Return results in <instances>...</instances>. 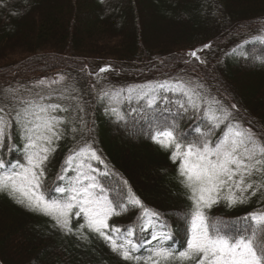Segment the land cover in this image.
<instances>
[{"label": "snow or ice", "instance_id": "1", "mask_svg": "<svg viewBox=\"0 0 264 264\" xmlns=\"http://www.w3.org/2000/svg\"><path fill=\"white\" fill-rule=\"evenodd\" d=\"M0 5L8 6L4 0ZM248 44L264 49V26L233 54L240 50L246 59ZM211 48L204 44L187 53L184 63L195 59L205 64L199 53ZM252 59L264 65V56ZM110 68H99L97 83ZM67 80L59 74L30 86L0 89V195L48 218L53 231L64 237L102 241L124 264H264V211L235 224L208 214L215 205L235 207L264 194V131L257 133L236 103L181 76L140 86L109 84L96 93L110 120L126 130L129 124H141V134L177 166L176 179L190 203L176 217L175 231L182 230L184 236L176 247L173 224L165 214L144 205L127 180L114 179L118 174L94 146L95 121L89 127L81 115L85 106L73 94L78 89ZM184 120L193 121L186 131ZM69 132L75 143L48 180V165ZM133 211L137 215L132 224L110 223Z\"/></svg>", "mask_w": 264, "mask_h": 264}, {"label": "trees", "instance_id": "2", "mask_svg": "<svg viewBox=\"0 0 264 264\" xmlns=\"http://www.w3.org/2000/svg\"><path fill=\"white\" fill-rule=\"evenodd\" d=\"M0 5V89L30 86L39 78L62 72L66 84L85 106L89 127L95 121L94 145L144 205L165 214L173 224L176 247L184 243L175 231L176 217L190 203L176 179V165L141 134V124H116L96 102L102 86H140L181 76L204 83L212 94L237 104L241 114L264 131V56L259 44H243L264 26V0H4ZM248 26V27H244ZM211 44L191 64L188 52ZM111 65L101 73L100 67ZM92 73V75H89ZM95 88V90H93ZM51 102H56L55 100ZM123 110L127 105L122 106ZM61 115H67L60 113ZM193 121L181 122L187 130ZM259 126V127H257ZM79 139V137H77ZM75 141L69 134L49 163L52 180ZM102 167V166H101ZM254 211H264V194L235 207L213 206L209 215L233 224ZM136 211L115 217L122 227ZM76 221H73L75 226ZM81 243L54 232L48 218L38 216L0 195V264H124L100 240ZM171 243V241L169 242ZM147 255L146 252L143 253Z\"/></svg>", "mask_w": 264, "mask_h": 264}, {"label": "rangeland", "instance_id": "3", "mask_svg": "<svg viewBox=\"0 0 264 264\" xmlns=\"http://www.w3.org/2000/svg\"><path fill=\"white\" fill-rule=\"evenodd\" d=\"M188 53H190V52H188ZM99 71V70H98ZM59 74H63L62 72H53L52 74H50L49 76H47V77H43V78H39V79H45V78H47V79H52V78H55V77H57ZM64 75V74H63ZM38 79V80H39ZM69 79V78H68ZM38 80H36V81H38ZM36 81H34V82H36ZM33 82V83H34ZM54 87H60V86H54Z\"/></svg>", "mask_w": 264, "mask_h": 264}]
</instances>
